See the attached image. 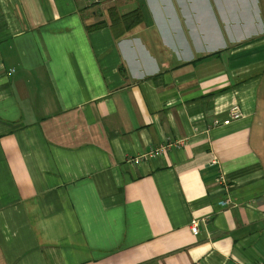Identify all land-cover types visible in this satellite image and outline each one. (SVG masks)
I'll list each match as a JSON object with an SVG mask.
<instances>
[{
    "label": "crops",
    "instance_id": "obj_1",
    "mask_svg": "<svg viewBox=\"0 0 264 264\" xmlns=\"http://www.w3.org/2000/svg\"><path fill=\"white\" fill-rule=\"evenodd\" d=\"M263 82L264 0H0V264L264 263Z\"/></svg>",
    "mask_w": 264,
    "mask_h": 264
},
{
    "label": "built area",
    "instance_id": "obj_2",
    "mask_svg": "<svg viewBox=\"0 0 264 264\" xmlns=\"http://www.w3.org/2000/svg\"><path fill=\"white\" fill-rule=\"evenodd\" d=\"M87 1H90L94 4H100L102 2V0H87ZM226 116H227L226 119L222 122V125H224V126L228 125L231 121H235V120L240 119V117H241L240 109L237 106H233L228 110V113ZM139 162H140V158L138 157L137 159H134V161H132V164L138 165ZM227 202L228 201H221L219 203V206L226 207ZM190 230L192 233H197L196 221H192L191 226H190ZM257 264H264V263H257Z\"/></svg>",
    "mask_w": 264,
    "mask_h": 264
},
{
    "label": "rangeland",
    "instance_id": "obj_3",
    "mask_svg": "<svg viewBox=\"0 0 264 264\" xmlns=\"http://www.w3.org/2000/svg\"><path fill=\"white\" fill-rule=\"evenodd\" d=\"M260 8V7H259ZM212 24H214V22H212ZM218 27H219V23L217 22L216 24ZM223 42H226V39L224 38L223 39ZM264 83V82H263ZM262 83V87H261V90H260V93L263 95L264 94V84Z\"/></svg>",
    "mask_w": 264,
    "mask_h": 264
}]
</instances>
